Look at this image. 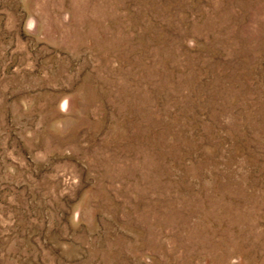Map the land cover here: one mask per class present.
Segmentation results:
<instances>
[{
  "label": "rangeland",
  "instance_id": "1",
  "mask_svg": "<svg viewBox=\"0 0 264 264\" xmlns=\"http://www.w3.org/2000/svg\"><path fill=\"white\" fill-rule=\"evenodd\" d=\"M0 264H264V0H0Z\"/></svg>",
  "mask_w": 264,
  "mask_h": 264
}]
</instances>
